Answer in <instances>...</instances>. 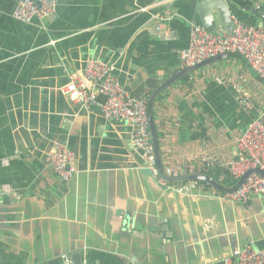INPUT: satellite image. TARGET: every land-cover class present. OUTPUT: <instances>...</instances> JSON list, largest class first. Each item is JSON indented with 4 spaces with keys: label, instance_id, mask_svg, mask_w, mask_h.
Instances as JSON below:
<instances>
[{
    "label": "crops",
    "instance_id": "crops-1",
    "mask_svg": "<svg viewBox=\"0 0 264 264\" xmlns=\"http://www.w3.org/2000/svg\"><path fill=\"white\" fill-rule=\"evenodd\" d=\"M17 1L0 0V264H63L75 252L89 264H223L239 248H264V198L228 201L206 182L200 195L177 193L135 149L129 124L61 92L99 57L150 100L183 69L191 27L204 25L202 0H58L34 23L14 18ZM226 2L231 20L264 25V0ZM214 13L209 29L226 32ZM154 104L164 172L192 164L213 177L206 165L222 168L248 125L264 120V79L229 53ZM58 141L76 154L70 181L46 164Z\"/></svg>",
    "mask_w": 264,
    "mask_h": 264
},
{
    "label": "built area",
    "instance_id": "built-area-1",
    "mask_svg": "<svg viewBox=\"0 0 264 264\" xmlns=\"http://www.w3.org/2000/svg\"><path fill=\"white\" fill-rule=\"evenodd\" d=\"M58 0H18L13 16L24 23L43 20L57 12ZM231 34L217 33L203 24H193L190 30V43L180 51L182 68L193 67L203 61L221 54L237 53L242 55L251 68L264 79V25H253L233 17ZM115 66L99 57H90L82 70L74 72L70 80L61 88V92L74 103L89 110L93 105L101 104L102 116L108 122H123L132 127V142L156 175L157 157L150 131L148 112L149 98L132 95L115 75ZM195 72V71H194ZM193 72V73H194ZM192 74V73H191ZM190 74V75H191ZM235 157L222 163V168L238 181L252 169L264 172V120L252 121L236 142ZM76 154L63 142H55L46 155V164L64 181H70L78 172L75 164ZM214 160L206 165L207 170L216 171ZM205 167V168H206ZM195 165L167 166L165 173L171 177H180L201 173ZM220 184L225 178L218 175ZM167 182V181H166ZM164 182V184H167ZM202 181L190 180L183 184L171 185L177 193L185 196L200 195ZM215 193L228 201L246 204L258 196L264 198V175L252 173L243 185L234 190ZM235 255L222 259L223 264H264V248L245 246L239 248ZM63 264H72L68 255H63ZM82 264H89L85 259ZM207 264V263H199Z\"/></svg>",
    "mask_w": 264,
    "mask_h": 264
},
{
    "label": "water",
    "instance_id": "water-1",
    "mask_svg": "<svg viewBox=\"0 0 264 264\" xmlns=\"http://www.w3.org/2000/svg\"><path fill=\"white\" fill-rule=\"evenodd\" d=\"M201 9H202V14H203V23L206 27H208L210 29H212L214 27L216 19H217L214 11H217L220 15L222 22L225 25L226 32L228 34H231L232 27H233V22L231 20L232 12H231L230 8L228 7L226 0H202L201 1ZM258 12H263V9L262 8L259 9ZM163 28H165V26H163ZM215 32L220 33L218 30H216ZM160 35L163 36V33L161 31H160ZM225 57H228L227 53L221 54L217 57L203 61L202 63H199L193 67H186V68L180 70L179 72H177L176 74H174L173 76L168 78L165 82H163L153 92V94L150 97V102H153V103L156 102L159 94H161L164 90H166L167 88H169L170 86H172L173 84H175L176 82H178L179 80L184 78L185 76L190 75L194 71H197L198 69H200L204 66H207V65H209L213 62H216L219 59L225 58ZM149 120H150V131H151V135H152V141H153L154 146H155V154L157 157V170H158L159 176L163 180H165L171 184L172 183L183 184V183L190 181V180H200L202 182H206V183L214 186L219 191L223 190V186L216 179H214L212 176L207 175V174L195 173V174L185 175V176H180V177L168 176L164 172V168H163L159 134H158L156 120L154 118V115L149 114ZM252 173H260V174L264 175V172L261 171L259 168L249 170L240 179L239 185H243L245 183L246 179L248 178V176L251 175ZM72 264H82L81 252H75L72 255Z\"/></svg>",
    "mask_w": 264,
    "mask_h": 264
},
{
    "label": "trees",
    "instance_id": "trees-1",
    "mask_svg": "<svg viewBox=\"0 0 264 264\" xmlns=\"http://www.w3.org/2000/svg\"><path fill=\"white\" fill-rule=\"evenodd\" d=\"M188 76L189 75H187L185 77H188ZM154 106H155V104L153 102H150V100H149V104H148L149 114H154ZM220 173H223L225 175V178L221 183V185L223 186V192L229 191V190H234L235 188L238 187V185H239L238 181L226 169L220 168V169H217L215 173L211 172L210 174H212L216 180H219L218 175Z\"/></svg>",
    "mask_w": 264,
    "mask_h": 264
}]
</instances>
